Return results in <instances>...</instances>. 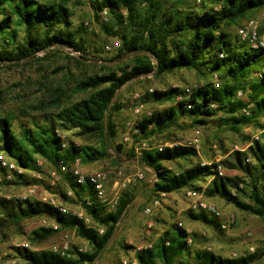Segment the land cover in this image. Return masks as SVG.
<instances>
[{
  "label": "trees",
  "instance_id": "trees-1",
  "mask_svg": "<svg viewBox=\"0 0 264 264\" xmlns=\"http://www.w3.org/2000/svg\"><path fill=\"white\" fill-rule=\"evenodd\" d=\"M89 1L100 32L118 38L117 48L106 51V45H100L87 52V27L82 23L73 28L72 13L63 0H0V66L18 67L61 55L77 70L74 73L68 67L64 69L65 85H42L41 98L33 106L42 112L40 118L31 116L27 125L18 122L16 131L12 125L14 115L0 116V152L25 170L10 181H0V242L14 236L24 237L34 245L58 231L73 230L87 244L86 252L65 257L49 249L22 246L15 247L14 257L23 264H93L144 187L155 195L151 202L161 193L205 187L208 200L230 203L237 210L264 220V49L251 48L237 34L238 27L264 10V0H199V6L189 0ZM103 9H107V21L101 20L99 12ZM63 47L79 51L80 55H69ZM38 51L43 54L37 56ZM103 52L110 55L102 57ZM183 69L193 71L198 84L153 89V101L175 104L152 110L150 116H140L133 143L123 142L125 128L121 131L113 119L122 108L119 95L109 107L115 91L139 77H158ZM178 95L181 100H176ZM146 98L143 96L142 101ZM243 108L249 109L248 115L242 113ZM185 114L195 128L213 122L221 131L238 135L240 148L232 149L219 162L204 155L205 161L186 165L181 161L197 157L194 147L174 145L143 150L137 165L154 171L157 178L153 187L147 183L138 189L134 183L129 184L113 209L95 200L89 184L74 182L70 170L75 157H79L82 166L104 159L115 169L132 166L134 163L129 160L135 159L136 144L145 141L151 145L152 136L167 132ZM148 124L152 125L150 129ZM246 127L258 133L251 145V132L244 133ZM56 130L72 132L80 144L68 140L63 148ZM119 136L121 141H116ZM166 137L163 142L175 140L169 134ZM227 152L224 149L220 154ZM37 160L51 169H58L59 161L63 162L66 170L60 173L56 191L63 202L79 203L92 226L47 203L13 195L14 190L41 182L27 176L28 172L45 175ZM218 165L222 175L216 173ZM66 189L73 191L74 199L66 195ZM188 214L196 221L220 228L219 220L205 212L188 210ZM35 218L52 220L59 229L38 225L26 231L24 222ZM98 227L103 228L102 234H98ZM171 227L155 238L151 247L134 252L137 264H176L190 252L186 230L177 223ZM263 257L264 250L256 248L233 257L197 249L194 264H255Z\"/></svg>",
  "mask_w": 264,
  "mask_h": 264
},
{
  "label": "rangeland",
  "instance_id": "rangeland-1",
  "mask_svg": "<svg viewBox=\"0 0 264 264\" xmlns=\"http://www.w3.org/2000/svg\"><path fill=\"white\" fill-rule=\"evenodd\" d=\"M171 1L172 0H169V2ZM189 1L195 3L197 6L200 5L199 0ZM63 2L66 3L72 13L71 21L73 28L85 21H88L91 25L90 28H86L85 34L87 40V52H92L94 47L109 45L116 39L118 40V38H111L100 32L99 24L94 18V13L89 0H63ZM262 15H264V10L260 11L255 17L258 18ZM109 55L110 53L108 52L102 53V57L105 58ZM60 67H64L63 71H60ZM67 67L74 73L77 72L73 64L61 55H57L51 60L21 65L18 67L0 66V116L7 114L14 115L16 119L13 120L12 125L16 131H18L19 127L18 122L27 125V121L31 119V116L40 118L42 112H38V109L33 108V106L37 105L41 98V92L43 91L42 85L54 86L57 85V83L63 85V82L65 85L67 82L63 79V73L64 69ZM215 78L216 77H214V79ZM197 79L198 78L193 71L184 69L170 74H163L158 77L148 75L144 79H142V77L133 79L124 84L118 90L116 96L119 95L118 100L122 105V108L120 112L113 116V119L120 126L121 131H123V128H125V122L131 117V108L128 103L134 92H138L147 97L144 99V104L147 109H150L151 111L164 109L175 103L170 101H153L149 89H166L175 86L192 87L198 84ZM195 130L199 131L198 144L195 148L198 152L197 157H192L190 161H181V164L183 165L197 161H205L206 158L204 155H209L214 162H219L226 158L232 149L236 150L240 148L241 142L238 139V135L221 131L222 129L213 122L195 128L191 122V118L186 114L178 117L177 121L167 130L168 133L164 132L152 136L151 146L166 142L183 143L193 137ZM61 132L65 135L67 141L71 140L80 144L81 140L72 135V132ZM250 132L251 134L248 145H251L256 136L258 138L257 132L252 131L249 127L244 128V133ZM167 134L175 140H166L163 142V140L167 138ZM116 141H121V136H119ZM224 149L228 150V152L225 155H221L220 151ZM109 151L111 154L113 153L112 150ZM167 165L173 168L176 167V164L174 163H167ZM85 166L91 167L88 170L115 169L114 166L110 165L108 159ZM41 167L45 170L44 176L41 173H27L29 178H36L41 182L21 187V190L18 191L14 190L13 195L17 198H29L41 202L43 197L51 196L61 205L65 206L69 213L82 211L79 203H66L61 200L56 191L58 188L55 187L58 182L51 184L49 176V170H51V168L44 164V162H42ZM121 169L125 172L142 170L145 173V178L143 180L134 182V184L138 186V189L142 188L147 183L149 184L153 179V173L142 167L135 168L129 165H123ZM226 173L233 172H228L226 170ZM47 184L50 186V189L47 188ZM67 190L68 189H66V191ZM184 194L185 191L182 190L177 193L166 195L165 197L157 196L161 201V205L158 208L159 214L164 213V218L162 216L156 218L154 217V212L151 216H146L143 212L144 208L149 206L152 198L155 197V195H152L148 192L147 188L144 187V190L136 195L126 213H124L120 221L117 223V228L113 236L110 238L108 245L93 264H118L121 258L134 257V249L136 246L149 242L152 243L156 234L161 235L165 230L171 229L173 223H177L183 227L188 233L187 237L191 240L188 243L190 252L186 253L181 260L176 262V264H194V252L197 249L210 250L215 254L225 257H233L237 254L253 251L255 248L258 250H264V220L256 218L247 212L239 211L230 203L209 199L218 206L223 215H235V222L227 230H223L217 226L204 224L189 216ZM172 197L174 198L172 199ZM70 198L74 199L73 197ZM171 209L175 210L172 212ZM42 219L52 222L47 218L29 219L24 222L25 230L29 231L38 225H42ZM148 220H152L153 225L148 232H145L147 231L146 222ZM63 235H68L77 244L87 245L75 235L73 230L58 231L44 242L35 243L34 245L24 237L17 238L12 236L8 241L3 243L0 242V262H3V264H23L18 257H14L15 247H20L19 245L21 243H25L28 245V249H49V246L57 242ZM124 245L127 246V248H125ZM255 264H264V257Z\"/></svg>",
  "mask_w": 264,
  "mask_h": 264
},
{
  "label": "built area",
  "instance_id": "built-area-1",
  "mask_svg": "<svg viewBox=\"0 0 264 264\" xmlns=\"http://www.w3.org/2000/svg\"><path fill=\"white\" fill-rule=\"evenodd\" d=\"M101 20L107 21L108 13L107 9H103L99 12ZM84 26L90 28L91 25L88 21L84 22ZM237 34L242 41H246L249 46L253 49L263 48L264 49V15L258 18H252L246 21L243 25L238 27ZM120 45L118 40L113 41L111 44L105 46L106 51H111L117 48ZM65 53L72 56H79L80 52L72 50L70 47H63ZM43 51L36 52L37 56H41ZM222 57L223 55L220 54ZM215 86H218L215 83ZM153 89H149V92L152 93ZM189 92V90H187ZM143 95L134 92L132 93L129 106L131 108V117L125 122V133L122 137V141L125 143H133V135L138 133V129L135 127V123L140 118V116H150L151 110L145 107L144 102L142 101ZM176 100H181V96H176ZM213 107L215 105H212ZM185 107H189L188 104H185ZM242 113L245 115L249 114L248 108H243ZM152 127L151 124H148V129ZM57 136L61 140V146L64 148L67 145V140L65 135L56 130ZM198 135L199 131L195 130L193 137L183 143L180 142H166L162 144H156L151 146L145 141H141L139 144L134 146L133 154L134 158L137 160L141 157L142 151L150 148H157L161 150L163 147H171L174 145H185L196 148L198 144ZM257 139V136L255 137ZM76 145H79L77 142H74ZM252 144V143H251ZM38 166H42V161L37 160ZM204 164L203 162L201 163ZM149 169V168H147ZM66 170L65 165L62 161H59L58 169L49 170V176L51 180V184H55L60 179V173ZM150 170V169H149ZM25 172V170L18 166L17 163L12 159L7 157L4 153L0 152V181H10L18 175H21ZM216 173L218 175H222L221 166L218 165L216 168ZM70 174L74 179L76 185H84L89 184L93 189V195L95 200L103 207L107 209H113L119 200V196L123 189H125L129 184L140 181L144 178V172L142 170H136L135 172H127L125 173L121 169L114 170H94V171H84L80 164L79 157H75ZM111 179V181H110ZM66 195L68 197H73V191L68 189L66 191ZM160 197H165L164 193L159 195ZM184 199L186 202L187 209L192 212H205L210 216L219 220L220 228L223 230H227L231 227V225L235 222V215H223L218 206L208 200L205 195V187L201 189H187L184 194ZM42 202L51 205L54 208H57L61 213L67 214L69 213L68 209L61 205L57 200L53 197H43ZM161 205V201L158 198H155L149 206L144 208V214L146 216H151L155 209H158ZM73 215L77 216L79 219H82L83 222L90 226L91 222L87 216L83 214L82 211L72 212ZM52 221V220H51ZM42 225L46 227H51L54 230H58L59 226L54 221L49 222L46 219H42ZM152 220H148L146 222L147 232L152 227ZM92 226V225H91ZM98 234L103 233V228H97ZM187 243L191 240L187 237ZM167 244V242H165ZM20 247H27L28 245L25 243H21ZM152 246V243H146L143 245H138L135 247L134 251H138L144 248H149ZM252 249V248H251ZM49 250L52 252L59 254L60 256L72 257L77 253H84L87 251V245L85 244H77L75 243L68 235H63L60 239L51 244L49 246ZM120 264H137V261L134 257L132 258H121L119 260Z\"/></svg>",
  "mask_w": 264,
  "mask_h": 264
},
{
  "label": "crops",
  "instance_id": "crops-1",
  "mask_svg": "<svg viewBox=\"0 0 264 264\" xmlns=\"http://www.w3.org/2000/svg\"><path fill=\"white\" fill-rule=\"evenodd\" d=\"M159 144H162V143H159ZM81 167H82V169H83L84 171H94V170H88L89 168H91V167H89V166H85V165L82 166V165H81ZM132 167H135V168H136V167H141V166L137 165V163H134V165H132ZM142 168H144L145 170L151 172V170L147 169L148 167H142ZM152 173H153V172H152ZM144 175H145V173H144ZM144 178H145V176H144ZM144 178H143V179H144ZM143 179H142V180H143ZM140 181H141V180H140ZM165 196H166V195H165ZM173 198H174V197H172V199H173ZM174 210H175V209H171L172 212H173ZM179 211H180V210H179ZM179 211H178V212H179ZM153 212H154V217H156V218L158 217V218H159L160 216H162V217L164 218V213H163V214H162V213L159 214V210H158V209H155ZM158 214H159V215H158ZM145 232H147V231H145ZM158 236H159V234H156L155 238L158 237Z\"/></svg>",
  "mask_w": 264,
  "mask_h": 264
},
{
  "label": "water",
  "instance_id": "water-1",
  "mask_svg": "<svg viewBox=\"0 0 264 264\" xmlns=\"http://www.w3.org/2000/svg\"><path fill=\"white\" fill-rule=\"evenodd\" d=\"M118 90H119V89H117V90L115 91L113 97L111 98V100H110V102H109V107L111 106V104H112L113 101L115 100L116 95H117V93H118ZM104 127L106 128V120H104ZM129 161H131V162H133V163H137V160H136V159H131V160H129ZM122 162H125V161H122ZM153 172H154V171H153ZM156 178H157L156 175L153 173V179L150 181V183H149V185H148L149 188H152V187H153ZM115 230H116V228L114 229L113 234H114ZM113 234H112V236H113ZM112 236H111V237H112Z\"/></svg>",
  "mask_w": 264,
  "mask_h": 264
}]
</instances>
